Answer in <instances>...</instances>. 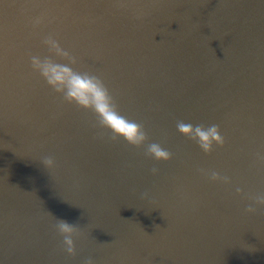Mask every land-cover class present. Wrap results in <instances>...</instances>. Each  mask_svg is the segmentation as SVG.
Instances as JSON below:
<instances>
[{"label":"water","instance_id":"obj_1","mask_svg":"<svg viewBox=\"0 0 264 264\" xmlns=\"http://www.w3.org/2000/svg\"><path fill=\"white\" fill-rule=\"evenodd\" d=\"M48 35L76 70L105 80L170 161L101 138L93 113L33 71ZM179 120L218 124L225 145L204 153ZM257 153L264 0H0V264H264V208L246 211L264 192ZM56 218L83 232L74 257Z\"/></svg>","mask_w":264,"mask_h":264},{"label":"clouds","instance_id":"obj_2","mask_svg":"<svg viewBox=\"0 0 264 264\" xmlns=\"http://www.w3.org/2000/svg\"><path fill=\"white\" fill-rule=\"evenodd\" d=\"M40 22L41 20L37 18L34 27ZM42 43L49 55L30 54L33 71L39 73L65 103L93 113L96 118L93 127L99 130L98 135L101 138L107 137L113 142L123 139L138 149L146 146L145 154L156 161L166 162L173 158L172 153L161 144L149 142V134L143 123L122 114L115 95L101 76L76 70L73 66L78 63V58L62 47L54 35L44 37ZM176 128L206 154H211L215 146L223 147L226 143L218 124L193 125L179 120L176 122ZM257 159L264 163V154L257 153ZM41 162L47 169L56 167V162L51 156L44 157ZM158 171L157 168L152 169L153 174ZM199 171L213 182L232 183L230 177L222 176L215 170L200 169ZM236 192L242 194L243 190L237 188ZM249 199L252 203L246 208L248 213H256L259 208H264V192L252 195ZM54 228L62 237L63 250L69 256H76V240L83 236L79 225L56 218ZM85 264H95V262L92 258H88Z\"/></svg>","mask_w":264,"mask_h":264}]
</instances>
